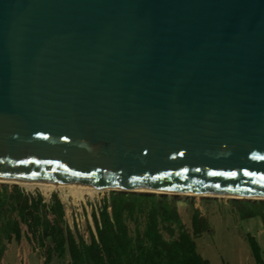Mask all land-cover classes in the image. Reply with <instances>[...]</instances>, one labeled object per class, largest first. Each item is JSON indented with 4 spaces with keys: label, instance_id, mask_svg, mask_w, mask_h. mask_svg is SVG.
I'll return each mask as SVG.
<instances>
[{
    "label": "water",
    "instance_id": "1",
    "mask_svg": "<svg viewBox=\"0 0 264 264\" xmlns=\"http://www.w3.org/2000/svg\"><path fill=\"white\" fill-rule=\"evenodd\" d=\"M0 179L264 200V0H0Z\"/></svg>",
    "mask_w": 264,
    "mask_h": 264
},
{
    "label": "trees",
    "instance_id": "2",
    "mask_svg": "<svg viewBox=\"0 0 264 264\" xmlns=\"http://www.w3.org/2000/svg\"><path fill=\"white\" fill-rule=\"evenodd\" d=\"M192 208L191 231L184 222L180 200L169 196L111 191L101 207L91 213L85 240L72 229L57 195L49 202L19 186L0 190V255L3 240L19 245L24 238L33 251L46 248L43 264L66 258L65 264H210L197 250L196 238L209 232L210 224ZM240 221L259 218L264 230V200H232ZM255 261L262 263L256 239L247 235ZM50 240V245L46 244ZM22 260V258H21Z\"/></svg>",
    "mask_w": 264,
    "mask_h": 264
},
{
    "label": "rangeland",
    "instance_id": "3",
    "mask_svg": "<svg viewBox=\"0 0 264 264\" xmlns=\"http://www.w3.org/2000/svg\"><path fill=\"white\" fill-rule=\"evenodd\" d=\"M5 186H19L28 194L40 193L46 202H49L53 195H57L64 205L67 223L72 229L77 226L85 240L89 238L87 223L90 222L93 225L92 211L96 210L103 198L111 192V190H100L91 197L77 195L76 190L68 187L43 190L39 185L28 188L10 183H0V190ZM150 195L169 196L180 200L181 213L189 231H191L192 208L185 201L190 199L195 201V207L201 211L210 224L209 232L196 238L197 250L210 264H260L255 261L247 235L253 236L259 242L261 264H264V230L261 221L259 218H256L257 221L250 219L240 221L233 213L234 206L231 203L233 199L209 196L180 197L173 194L157 193ZM46 244L50 245V240H46ZM1 246H4V251L0 255V264H43L46 255V248L33 251L31 245L24 238L21 245L15 240L10 244L3 240ZM65 260L66 258H53L50 264H65Z\"/></svg>",
    "mask_w": 264,
    "mask_h": 264
},
{
    "label": "bare ground",
    "instance_id": "4",
    "mask_svg": "<svg viewBox=\"0 0 264 264\" xmlns=\"http://www.w3.org/2000/svg\"><path fill=\"white\" fill-rule=\"evenodd\" d=\"M0 183H10V184H18L20 186H26L28 188H32L33 186L39 185L43 190H45L46 188H54V187H68L71 188L73 190L77 191V195H88V196H94V194L97 191L100 190H116L115 188H102V187H98V186H77V185H72V184H61V183H56V182H52V181H47V182H42V181H21V180H4V179H0ZM124 191H134V192H139V193H148V194H153V193H157V194H173V195H178L180 197H184V196H209V197H220V198H226L228 196H222V195H216V194H211V193H207V194H200V193H167V192H162V191H158L155 189H150L148 191H135V190H130V189H123ZM75 194V193H74ZM229 198V197H228Z\"/></svg>",
    "mask_w": 264,
    "mask_h": 264
},
{
    "label": "crops",
    "instance_id": "5",
    "mask_svg": "<svg viewBox=\"0 0 264 264\" xmlns=\"http://www.w3.org/2000/svg\"><path fill=\"white\" fill-rule=\"evenodd\" d=\"M250 220H252V221H257L256 218H254V219H250ZM261 225H262V224H261ZM255 239H256V238H255ZM256 241H257V239H256ZM257 243H258V245H260L258 241H257Z\"/></svg>",
    "mask_w": 264,
    "mask_h": 264
},
{
    "label": "built area",
    "instance_id": "6",
    "mask_svg": "<svg viewBox=\"0 0 264 264\" xmlns=\"http://www.w3.org/2000/svg\"><path fill=\"white\" fill-rule=\"evenodd\" d=\"M103 199H104V198H103ZM100 207H101V203H99V207H98V208H100ZM98 208H96V211H97Z\"/></svg>",
    "mask_w": 264,
    "mask_h": 264
}]
</instances>
